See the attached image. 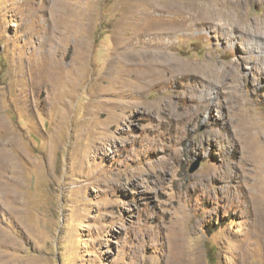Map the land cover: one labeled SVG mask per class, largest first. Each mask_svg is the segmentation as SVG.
Wrapping results in <instances>:
<instances>
[{"label":"rangeland","instance_id":"rangeland-1","mask_svg":"<svg viewBox=\"0 0 264 264\" xmlns=\"http://www.w3.org/2000/svg\"><path fill=\"white\" fill-rule=\"evenodd\" d=\"M234 1L230 42L134 34ZM167 4L0 0V264H264V0ZM156 50L238 67L204 89Z\"/></svg>","mask_w":264,"mask_h":264},{"label":"bare ground","instance_id":"bare-ground-1","mask_svg":"<svg viewBox=\"0 0 264 264\" xmlns=\"http://www.w3.org/2000/svg\"><path fill=\"white\" fill-rule=\"evenodd\" d=\"M143 1L145 2V10H144L143 17L145 18L144 20H146L147 22H148V20L151 21L154 18H160L161 19V16L159 14H157V13L164 14V12L166 10L171 9L168 6V4L170 2L167 4L168 0L167 1L166 0H143ZM218 7L219 8H217V9H213L214 13L212 14V16H210V18L206 17L207 16L205 14L206 12L203 11V12H200L199 14L198 13H196V14L193 13L190 16L189 24H185V25L178 26V27H173L172 26V27L166 28V26H165V27L161 28L159 25H153V24H150L148 22L147 24H149V25L146 24L147 26H145L143 28H141L139 25L136 26V28L134 30V34L135 35H142V34H144L146 32L147 35L149 33V36L151 35L152 38H153L154 35H156V36L160 35V36H163L166 39L167 43H172V42H170V39L173 36H175V35L178 36L179 32H184L183 35L185 36V35H190V34L192 35L193 31L196 30V33H195L196 36H198V37H200L201 35L205 36L206 32H204L205 30H201V27L209 24L211 26V28H213L214 31H216L218 33L217 36H218L219 39H221L223 37L222 38L223 40H226L227 42H230V40H232V37L230 35H229V38L226 37L230 33V30H229L230 28H232L234 30V32H237L239 29L242 30L240 27H242V25H244L243 27L246 28V30H247L246 32L248 34H250L249 28L253 29L255 27L256 28L260 27L259 26L260 23L259 24L258 23L249 24L248 22L247 23H242V21L240 19V16H239V13L237 12L238 6H237L235 1L231 3V7H230V9L228 11H222L221 10L222 9L221 8L222 7V3L219 4ZM134 9H135V7H134ZM205 9H206V7H205ZM23 12H26V11H23ZM187 12H189V11H187ZM132 13H133V11H132ZM26 15H27V12H26ZM162 21L164 22V20H162ZM29 23H31V20L29 21ZM158 24H159V22H158ZM194 26H196V27L193 30ZM197 27L198 28L200 27V29H198ZM154 29H156V30H154ZM30 31L31 30H28L27 33L28 34L32 33ZM231 35H232V32H231ZM227 48H230V46H227ZM147 51H149V50H147ZM31 53H33V52L31 51ZM145 53L141 52L140 54H144L145 55ZM163 53H166V52H160V51H157V50L154 51V54L157 57H159L160 59L159 60H158V58H156L155 60H151L150 59V61L148 63L150 65L157 66L158 69H161V72H163L162 69H165V68L168 69L169 70L168 71L169 72V77L180 76L183 79L184 77L189 76V75H194L195 77H197V76L200 77L201 76L200 77V80H201V84L200 85H201V87L204 85V87H203L204 89L211 88L214 85V83L217 85L218 84L217 79L220 80V78H222V76H224L226 74H228V76L235 75L237 67H238L235 62H230V63H225L224 62V63H221V64H219L216 61L213 62L211 60L210 61L209 60L202 61V62H191V61H187V60H180L179 58L173 56L171 53H169V54H171L170 56H165L166 54L164 55ZM30 54H29V56H30ZM31 55H34V54H31ZM149 55H152V53H150ZM149 58L148 59H139L138 60L139 63L137 64L138 61H136V65H144L149 60ZM156 72L158 74H160L159 70H157ZM161 77H162V73H161ZM161 77H159V79H161ZM216 85H214V86H216ZM194 92L196 93V90H194ZM188 94H189V92H188ZM192 94L190 92L191 100L190 101H185V102H188V104L186 106V111H187L186 114H187V116H189L191 114L198 115L204 109L211 110L213 104L211 105L209 103V100L211 98L206 92H204L201 95L202 98H204V100L201 98V100H203L201 102H198L194 97H192V96H194ZM199 98H200V93H199V96H198V100H199ZM213 99H214V97H213Z\"/></svg>","mask_w":264,"mask_h":264},{"label":"water","instance_id":"water-1","mask_svg":"<svg viewBox=\"0 0 264 264\" xmlns=\"http://www.w3.org/2000/svg\"><path fill=\"white\" fill-rule=\"evenodd\" d=\"M195 169H196V166L193 167V168L190 170V172H193Z\"/></svg>","mask_w":264,"mask_h":264}]
</instances>
